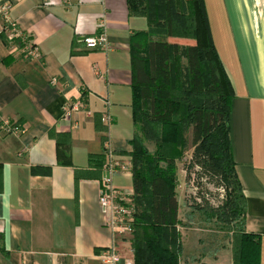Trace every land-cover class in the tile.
Here are the masks:
<instances>
[{"label":"crops","instance_id":"crops-1","mask_svg":"<svg viewBox=\"0 0 264 264\" xmlns=\"http://www.w3.org/2000/svg\"><path fill=\"white\" fill-rule=\"evenodd\" d=\"M6 4L37 55L2 40L0 14V123L9 119L22 129L0 130V264H104L96 253L112 236L98 205L103 170L77 182L75 171H94L89 155L107 147L117 161L130 163L126 153L135 133L130 37L167 35L144 15L130 13L127 0H0V9ZM204 4L234 92L229 141L245 196L244 228L260 235L264 264V0ZM101 31L110 48H86L83 38ZM66 103L78 108L62 117ZM105 114L109 124L101 120ZM113 184L131 197L130 169L116 172ZM115 244L120 256L115 264L133 259L129 236L117 237ZM203 263L232 264L231 249L220 247Z\"/></svg>","mask_w":264,"mask_h":264},{"label":"trees","instance_id":"trees-1","mask_svg":"<svg viewBox=\"0 0 264 264\" xmlns=\"http://www.w3.org/2000/svg\"><path fill=\"white\" fill-rule=\"evenodd\" d=\"M176 1L127 0L130 13L144 15L150 26L167 37L194 41L183 47L165 40H148L144 32H134L130 37L134 128L140 125L153 136L156 129L161 131L156 150L150 151L142 136L134 133L132 150L126 153L136 211L129 235L133 262L180 264L183 245L176 228L175 161L185 144L184 127H190L189 167L197 168L195 197L204 198L201 191L210 195L212 192L204 187L209 183L224 190V200L218 207L221 216L233 223L232 264H260V235L244 228L245 196L230 150L228 119L233 87L210 35L204 0H179L180 9ZM1 38L7 44L24 46L21 38L9 39L4 31ZM97 121L96 128L102 130ZM49 134L55 136L52 131ZM64 138L68 142L69 137ZM60 140L57 136L56 142ZM105 151L103 148L102 153L89 155V166L95 170L77 169L76 182L101 171Z\"/></svg>","mask_w":264,"mask_h":264},{"label":"rangeland","instance_id":"rangeland-1","mask_svg":"<svg viewBox=\"0 0 264 264\" xmlns=\"http://www.w3.org/2000/svg\"><path fill=\"white\" fill-rule=\"evenodd\" d=\"M176 5L180 9L179 0L176 1ZM160 40H165L170 44L177 43L183 47L194 43L192 39L180 37L162 36ZM185 63L186 59L183 57L182 64L185 65ZM135 134L142 136L144 144L150 151L157 149L161 137L160 129H156L154 133L156 136H153L139 125L135 129ZM184 138L185 144L181 151V157L175 161V191L179 218V229L177 230L181 233L180 240L183 245L180 259L185 264H206L203 263V258L206 255L211 258L220 247L231 249L232 252L234 243L233 223H228L225 220L226 217L221 216L222 209L218 207L224 200V192L221 189H216L210 183L205 184L204 187H207L208 192H212L208 195L209 199H206V195L205 199L200 197V202L193 198L191 189L192 186H196L197 168L189 167V159L192 153L190 127H184ZM201 194L203 197L202 191Z\"/></svg>","mask_w":264,"mask_h":264},{"label":"built area","instance_id":"built-area-1","mask_svg":"<svg viewBox=\"0 0 264 264\" xmlns=\"http://www.w3.org/2000/svg\"><path fill=\"white\" fill-rule=\"evenodd\" d=\"M9 7L10 5H3L0 9V14L3 19V31H7L8 38L19 37L22 39L24 44V54L27 56H36V47L23 36L22 33L15 27V24L9 18ZM85 47L88 49H103L108 50L110 48L109 42L106 38L104 31L99 32L93 36H86L83 38ZM56 78H52L51 83L54 84ZM77 103H66L62 109V117H67L70 115L71 110L77 109ZM101 120L109 124L110 117L108 114L102 116ZM0 130L4 134H10L15 132H21L22 129L18 124L9 120L3 119L0 123ZM105 162L103 163L102 170L103 175H101L100 188L98 194V205L102 217L103 224L108 228L112 236L111 243L102 247L96 253L97 259L104 264H115L120 256L116 249L115 239L117 237H124L131 234L133 230V220L136 213L135 206L132 202L131 197L123 190L115 187L113 184V175L119 171H127L130 169V163H122L114 158V152H112L108 147L105 148ZM220 190V189H219ZM223 192L224 190L221 189ZM193 198L200 202L199 197H195L197 192V187L192 186ZM206 199H209L208 194H203ZM124 264H134L133 259L125 258Z\"/></svg>","mask_w":264,"mask_h":264}]
</instances>
